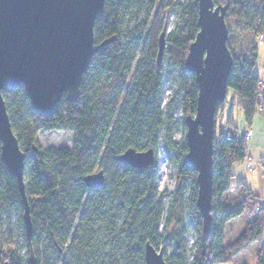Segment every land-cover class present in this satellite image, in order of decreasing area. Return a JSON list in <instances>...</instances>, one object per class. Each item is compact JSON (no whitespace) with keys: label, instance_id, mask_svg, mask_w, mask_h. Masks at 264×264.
I'll return each mask as SVG.
<instances>
[{"label":"trees","instance_id":"16d2710c","mask_svg":"<svg viewBox=\"0 0 264 264\" xmlns=\"http://www.w3.org/2000/svg\"><path fill=\"white\" fill-rule=\"evenodd\" d=\"M164 1L105 0L103 13L94 23L93 38L96 46L110 42L93 55L74 101L63 96L51 113L38 114L31 110L22 86L1 91L24 157L31 234L28 240L16 179L0 162V264H29L30 253L35 264H144L147 243L156 250L163 243L173 246L169 256L162 252L166 264H231L256 244L255 263L264 264V207L243 182L232 185V167L244 163L247 154L244 135L237 136L231 118L226 120L227 131L215 136L211 225L208 235L202 233L195 204L196 173L184 163L185 140H173L172 117L177 104L184 127L185 118L195 114L197 85L194 74L185 67V58L198 32V0L174 5ZM213 3L224 9L227 28L240 25L250 35L236 45L230 28L226 42L232 57L227 91H232L233 102L250 123L255 113L264 116L255 39L264 34V0ZM165 9L174 11L178 22L165 38V56L168 68L176 71V89L164 112L163 75L156 55ZM40 130L70 131L71 147H40L36 139ZM160 133L165 155L177 165V184L166 213L163 194L155 188L156 161L151 167L137 169L118 160L130 148L137 152L151 149L155 158ZM96 168L103 171L104 184L88 189L82 179ZM186 184L195 230L189 262L182 196ZM10 211L16 214L17 235L4 237L2 228L11 221ZM242 215L248 218L243 231L224 243L226 224ZM171 224L173 230L168 234Z\"/></svg>","mask_w":264,"mask_h":264},{"label":"water","instance_id":"95a60500","mask_svg":"<svg viewBox=\"0 0 264 264\" xmlns=\"http://www.w3.org/2000/svg\"><path fill=\"white\" fill-rule=\"evenodd\" d=\"M104 5L105 0H0V162L16 179L28 240L31 221L24 194V157L11 130L1 91L22 86L31 110L38 114L51 113L63 96L74 101L93 55L110 42L96 46L93 38L94 23ZM197 11L198 32L185 58L186 69L195 76L197 99L194 116L184 120V163L196 173L195 204L202 233L208 235L215 116L217 106L226 98L232 57L226 46L224 9L215 6L213 0H198ZM164 45L163 31L157 41L156 65L161 62ZM118 160L144 169L153 166L155 158L151 149L137 152L130 148ZM82 181L88 189L100 188L104 184L103 171L89 174ZM143 260L144 264H166L162 251L148 243ZM28 263L35 264L33 253Z\"/></svg>","mask_w":264,"mask_h":264},{"label":"rangeland","instance_id":"374dc122","mask_svg":"<svg viewBox=\"0 0 264 264\" xmlns=\"http://www.w3.org/2000/svg\"><path fill=\"white\" fill-rule=\"evenodd\" d=\"M187 0H171V4L175 3H185ZM169 0H165L164 3H169ZM167 9V7H166ZM165 9V11H166ZM164 11V12H165ZM178 16L174 11L167 10L165 13V25L164 32L165 38L174 30L176 24L178 22ZM232 26H235L231 24ZM229 28V27H228ZM227 30H230V28ZM231 33H233L235 37L236 45H239L240 39L244 40L249 34L246 33L245 30L242 29L240 25H236L234 29L231 28ZM257 44V60H256V71L258 72L259 79L262 82L259 86V90L264 93V34L261 39H258V36L255 38ZM141 47L135 52V58L139 56ZM167 50V45H164V52L161 61V74L163 75V85L161 92V102H162V110L165 112V104L171 99V96L174 94L176 86H175V78L176 71L168 68L167 59L165 56V51ZM125 92V90H124ZM232 91L228 90L225 98V103L223 104V108H220L216 112L215 116V132L218 137L219 132H226V120L227 118H231V122L233 128L237 132V136L240 138L244 135L247 130L252 131V139L245 140L246 146V154L250 157V161L253 164V167L256 169L254 173L248 172V175L244 174L243 178L251 177L252 180V193L258 198L259 205L264 207V168H258L257 164L262 163L264 167V116L259 113H255L251 122L246 123L244 121L243 115L241 111L237 108L235 102L232 100ZM112 98H115L111 96ZM182 110L179 104L172 112L173 123L175 124V130L173 133V140L178 143H183L185 140V127L182 125L181 121L183 120ZM160 145L156 151L155 161H156V182L155 188L158 193L163 194V202H164V211L169 207L170 202L173 199V193L175 192L177 179V165L173 163L170 158L165 155L163 149L162 142V133H160ZM36 139L38 145L42 148H70L72 145V134L68 130H56V131H48V130H40L36 135ZM248 158H246L245 162ZM239 165V164H238ZM252 167V168H253ZM235 168V166H234ZM99 169L96 168L93 173L97 172ZM237 179H232V185L237 184ZM244 181V180H243ZM183 202L185 205L183 216H184V227L186 230V242H187V261L189 262L191 259V251L192 246L195 240V230L194 223L192 217V207L190 206L188 197H189V188L187 184L183 186ZM9 221L8 225H4L2 228V232L6 236L7 233H10L11 236L15 237L17 235V230L14 226V222L16 219V214L11 212L9 213ZM248 222V218L245 215L238 217L226 224L225 227V236L224 243H230L235 239L244 229ZM162 226L159 227L160 231L162 230ZM173 230V225L169 226L167 233H171ZM261 243L264 244V233L261 238ZM162 252H166L167 256L174 252L173 246L169 243H163L158 248ZM256 253V244H252L249 246L247 251L240 253L233 263L231 264H256L255 263V254ZM21 254H25L22 250ZM174 264V263H169Z\"/></svg>","mask_w":264,"mask_h":264},{"label":"crops","instance_id":"0c3cea01","mask_svg":"<svg viewBox=\"0 0 264 264\" xmlns=\"http://www.w3.org/2000/svg\"><path fill=\"white\" fill-rule=\"evenodd\" d=\"M258 78H259V75H258ZM259 81H260V79H259ZM261 81H260V85H261ZM253 136V135H252ZM251 139H252V137H251ZM251 139H250V141H251ZM247 160L250 162V166L251 167H253V164H252V162L250 161L251 159H250V157L249 156H247ZM247 162V161H246ZM246 162H244V163H242V164H237V165H234L235 166V168H234V166L232 167V172H233V174H234V178H236L238 181H237V183H239V182H243L245 185H246V187L248 188V189H250L251 191H252V188H251V186H252V180H251V177H248L247 176V178H243V180H242V177H244L245 175L244 174H246V175H248V168L246 167ZM262 165V163H260V164H257V167L259 168H264L263 167V165ZM254 168V167H253ZM256 171V169L254 168V172ZM253 172V173H254Z\"/></svg>","mask_w":264,"mask_h":264},{"label":"built area","instance_id":"2783aa9c","mask_svg":"<svg viewBox=\"0 0 264 264\" xmlns=\"http://www.w3.org/2000/svg\"><path fill=\"white\" fill-rule=\"evenodd\" d=\"M262 38V35H259L258 36V39H261ZM259 112H260V109L258 110ZM251 136H252V131L251 130H247L245 133H244V139L245 140H247V139H250L251 138ZM262 166V165H261ZM246 167L248 168V171L249 172H254V168H252L251 166H250V162L247 160V162H246Z\"/></svg>","mask_w":264,"mask_h":264},{"label":"snow or ice","instance_id":"6c2138e0","mask_svg":"<svg viewBox=\"0 0 264 264\" xmlns=\"http://www.w3.org/2000/svg\"><path fill=\"white\" fill-rule=\"evenodd\" d=\"M206 31H207V29H205ZM201 51H202V49H201ZM199 54V53H198ZM210 55V54H209Z\"/></svg>","mask_w":264,"mask_h":264}]
</instances>
